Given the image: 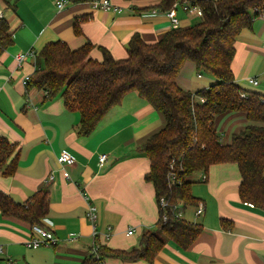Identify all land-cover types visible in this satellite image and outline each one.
<instances>
[{"label":"crops","instance_id":"crops-1","mask_svg":"<svg viewBox=\"0 0 264 264\" xmlns=\"http://www.w3.org/2000/svg\"><path fill=\"white\" fill-rule=\"evenodd\" d=\"M62 1L59 8L57 3ZM109 2L112 8L104 10L93 2L16 0L11 6L0 0L13 38V44L0 55V136L15 146L12 156L17 154L14 171L0 173V191L24 203L48 184L44 226L57 238L48 247L28 248L25 242L31 226L0 212V264H81L96 246L128 250L138 246L143 230L156 228L154 188L144 179L150 162L139 146L164 127L163 115L131 91L104 114L92 133L79 135L76 110L68 109L60 95L45 101L44 91H27L23 82L35 71L36 55L48 42L60 40L72 50L89 42L92 59L101 60V48L121 59L127 55L132 35L137 33L144 42L154 43L173 28L166 14L156 8L158 0ZM186 13L194 15L176 8L177 26L190 25ZM76 19L78 33L73 29ZM234 49L235 81L264 95V18L253 19L251 26L240 32ZM30 52L33 54L18 65L16 55ZM195 72V65L185 62L177 76L178 85L191 92L207 88L203 84L194 90ZM249 79L257 84L252 85ZM205 82H211V77ZM249 124L238 112L214 119L223 144H229L232 135ZM62 151L74 157V164L58 163ZM102 154L106 160L100 165ZM202 173L194 178L191 193L203 204V214L195 216L194 205L177 204L180 218L200 224L201 232L185 249L167 240L151 264H264V209L240 200L237 166L212 165L203 173L204 181L200 180ZM90 205L96 209L93 223L86 217ZM222 219L228 227L222 225ZM101 264L149 263L106 258Z\"/></svg>","mask_w":264,"mask_h":264},{"label":"trees","instance_id":"trees-1","mask_svg":"<svg viewBox=\"0 0 264 264\" xmlns=\"http://www.w3.org/2000/svg\"><path fill=\"white\" fill-rule=\"evenodd\" d=\"M3 1L10 5L8 0ZM174 3L177 7H199V22L174 27L154 43L144 42L136 33L128 41L124 58L115 59L101 48L102 58L95 60L88 55L89 42L72 50L60 40L46 43L36 55V69L29 76L26 90L44 91L45 101L60 95L65 106L80 115L79 135L92 133L104 114L131 91H136L165 120L164 127L139 146V152L150 162L144 179L154 188L156 228L143 230L138 246L128 250L103 245L92 248L81 264H101L106 258L151 264L167 240L183 249L190 246L202 226L178 217L172 207L178 203L197 205L191 193V177L197 172L207 173L212 165L235 164L240 175V200L264 209V95L241 87L232 71L235 40L264 12V0H158L156 8L165 13ZM78 26L76 19L75 33L79 32ZM12 44L8 22L2 16L0 55ZM187 61L195 65L197 72H207L217 82L196 92L182 89L177 76ZM227 112L241 113L251 124L233 134L229 144H223L214 119ZM14 150L15 146L0 136V173L14 171ZM172 160L178 182L169 186L167 173ZM48 194L46 183L24 203L0 191V212L30 226L40 225L48 212ZM161 199L169 205L162 207ZM221 223L228 227L226 220Z\"/></svg>","mask_w":264,"mask_h":264},{"label":"built area","instance_id":"built-area-1","mask_svg":"<svg viewBox=\"0 0 264 264\" xmlns=\"http://www.w3.org/2000/svg\"><path fill=\"white\" fill-rule=\"evenodd\" d=\"M93 3L95 5H98L100 8L104 10H109L112 8V5L110 4L109 0H94ZM64 2H59L57 3V6L61 8L63 6ZM177 3H174L171 9L165 12L166 16L171 22L172 27H177L178 25V20L175 17V10L177 8ZM183 10L195 14L197 16H202V11L199 7L197 6H182ZM0 17H2V12L0 10ZM260 17L264 18V12L260 14ZM33 54L32 52L30 53H23V54H18L16 55V60L18 61V65L21 64V62L26 59L27 55ZM29 80V76L25 77L24 79V84H27V81ZM249 83L252 85L257 84V81L255 79H249ZM106 160V155L102 154L99 156V163L102 165V163ZM57 161L58 163L62 165H72L74 164V157L67 151H62L58 156H57ZM205 175L202 173L200 180L204 181L205 180ZM167 182L168 185H174L176 182H178V177L175 172V166H174V160H172L169 164L168 167V173H167ZM160 205L162 207L168 206L169 203L165 201L164 199L160 200ZM173 211H175L176 215L180 217V215L177 213V206L172 207ZM95 207L94 206H89L88 211L86 213L87 219H89L92 223L95 221L96 214H95ZM204 212V206L202 203H197L196 208H195V216L202 215ZM163 220H165V217H163ZM46 219L44 218L40 225H34L30 227V236L28 240L25 242L26 246L28 248H38L40 246H45L48 247L55 243L57 241V238H55L54 234L50 230V228L44 226L46 224ZM128 234L131 235L132 231L129 230ZM97 247V246H96ZM95 248V247H94ZM0 253H2V247L0 246ZM9 263V261H7Z\"/></svg>","mask_w":264,"mask_h":264},{"label":"rangeland","instance_id":"rangeland-1","mask_svg":"<svg viewBox=\"0 0 264 264\" xmlns=\"http://www.w3.org/2000/svg\"><path fill=\"white\" fill-rule=\"evenodd\" d=\"M8 2L10 3L11 6H13L14 3L16 2V0H8ZM187 15H189L191 18L190 25H193V24H196L197 22H199L200 17H201V16L199 17L195 14L194 15L187 14ZM198 74H201V75L198 76ZM206 75L208 77H211V82H209V83L205 82V79H207ZM192 81L194 82V85H195L193 87L194 90L200 88V86H202L203 84H206V87L208 88L210 85H213L217 82V80L214 77L210 76L207 72H204V71L192 73ZM192 92H194V91H192ZM199 174H200V172L193 174V176L191 177V180L194 181V178H196V176H198ZM179 205H181V204H179ZM178 211H181L180 208L178 209ZM152 231H154V229ZM4 263H6V261Z\"/></svg>","mask_w":264,"mask_h":264}]
</instances>
